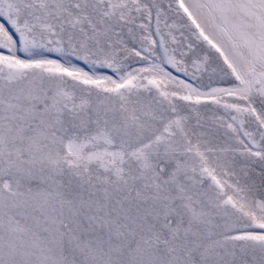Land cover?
<instances>
[{"label":"snow or ice","instance_id":"snow-or-ice-1","mask_svg":"<svg viewBox=\"0 0 264 264\" xmlns=\"http://www.w3.org/2000/svg\"><path fill=\"white\" fill-rule=\"evenodd\" d=\"M0 264H264V0H0Z\"/></svg>","mask_w":264,"mask_h":264}]
</instances>
